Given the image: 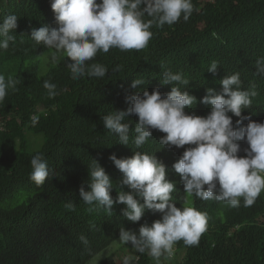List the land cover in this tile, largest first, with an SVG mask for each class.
<instances>
[{"label": "trees", "instance_id": "16d2710c", "mask_svg": "<svg viewBox=\"0 0 264 264\" xmlns=\"http://www.w3.org/2000/svg\"><path fill=\"white\" fill-rule=\"evenodd\" d=\"M192 2L189 20L153 26L145 49L98 53L89 64L105 65L104 78L85 75L73 80L67 67L70 61L63 57L53 63L51 49L49 63L38 59L42 57L38 51L25 69L4 68L5 77L12 76L18 83L0 103V264H123L126 255L136 257L133 264H157L147 253L132 249L130 242L119 241L120 229L133 231L136 223L123 216L126 205L114 204L111 214L103 209L89 211L92 206L80 198L79 191L81 186L90 190L92 159L113 181L114 200L119 191L132 190L121 183L123 175L109 159L111 155L130 158L141 151L157 158V151L170 158L167 167L172 165L171 158L178 160V151L186 145L163 147L159 139L166 134L158 130L136 148L135 115L122 121L129 124L128 145L120 144L119 137L103 125L104 115L130 106L126 96L142 94L144 89L151 93L155 88L169 93L172 85L161 83L165 72H182L190 80L180 88L196 97L188 111L199 116L210 112L211 106L200 102L206 89L220 92L219 81L225 76L239 72L243 89L255 84L264 91V74L256 72V61L264 57V0ZM12 8L24 15L36 12L40 5L38 0H22ZM213 61L219 64L215 75L207 71ZM32 68L33 74L25 73ZM134 79L144 84L132 88ZM45 81L54 83L59 95L49 98ZM37 153L55 172L41 186L30 178V160ZM68 203L75 210L67 208ZM151 214L146 210L137 223ZM81 235L87 245L79 239ZM161 264H264V198L239 209L229 220L212 214L205 241L190 248L183 260L162 258Z\"/></svg>", "mask_w": 264, "mask_h": 264}, {"label": "clouds", "instance_id": "9594fccd", "mask_svg": "<svg viewBox=\"0 0 264 264\" xmlns=\"http://www.w3.org/2000/svg\"><path fill=\"white\" fill-rule=\"evenodd\" d=\"M19 2L0 1V103L18 83L12 76L5 77L4 68L25 69L33 52H42L38 59L45 63H49L50 49L53 63L68 59L73 80L85 75L104 78L105 65L89 64L98 53L143 50L152 39L153 26H171L181 18L187 21L194 11L192 0H38L36 12L20 15L12 8ZM218 66L213 61L207 71L215 75ZM256 70L264 74V57L256 61ZM25 73L33 74V68ZM189 82L182 72L167 71L161 83L172 85L169 93L144 89L142 94L125 97L130 104L126 110L103 116L104 127L119 137L120 144L128 145L130 140L129 124L122 121L135 115L137 149L149 141L153 130L166 134L159 139L163 147L186 145L178 151L177 161L171 158L172 165L167 167L170 158L157 151L158 159L141 151L130 158L111 155L109 159L123 175L121 183L132 190L119 191L114 200L113 181L92 159L90 190L81 186L79 191L80 198L92 206L89 211L103 209L111 214L114 204L126 205L123 216L136 223L133 231L120 229L119 241L130 242L132 249L147 253L157 264L162 258L183 260L190 248L205 241L212 214L229 220L239 209L264 198V91L255 84L243 89L239 72L225 76L219 81L220 92L206 89L200 102L210 105V112L199 116L188 111L196 97L180 88ZM143 84L142 79H134L131 87ZM43 87L49 98L59 95L54 83L45 81ZM30 165V178L37 186L55 176L42 153L34 155ZM66 207L75 210L71 203ZM146 210L154 214L137 223ZM79 239L89 243L83 235ZM135 259L126 255L123 264H133Z\"/></svg>", "mask_w": 264, "mask_h": 264}]
</instances>
